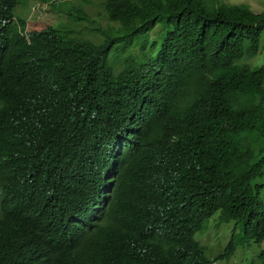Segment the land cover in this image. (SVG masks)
I'll list each match as a JSON object with an SVG mask.
<instances>
[{
  "label": "trees",
  "instance_id": "trees-1",
  "mask_svg": "<svg viewBox=\"0 0 264 264\" xmlns=\"http://www.w3.org/2000/svg\"><path fill=\"white\" fill-rule=\"evenodd\" d=\"M20 1L0 0V264H207L217 212L264 240V11L99 0L115 26L84 34V11L38 28Z\"/></svg>",
  "mask_w": 264,
  "mask_h": 264
},
{
  "label": "rangeland",
  "instance_id": "rangeland-1",
  "mask_svg": "<svg viewBox=\"0 0 264 264\" xmlns=\"http://www.w3.org/2000/svg\"><path fill=\"white\" fill-rule=\"evenodd\" d=\"M232 4H249L255 12L264 11V0H222ZM79 15L84 11L87 20L82 22H72L70 27L75 32L92 33L90 28H100L102 30H110L115 24L111 22L107 13L99 0H90L87 3L84 0H60L59 5L52 6L42 0H29L23 3L21 0L15 7L17 16L28 19L38 28L42 25L52 24L60 25L62 23L71 22L68 19V12ZM34 25V26H35ZM35 26V27H36ZM97 32V31H96ZM254 66L264 64V47L259 56L253 61ZM264 182V176L258 178L255 183ZM264 199V188L261 192ZM196 240L206 246V256L210 260L207 264H251L252 260L259 255L264 249V240L257 242L253 239L244 238L242 227L236 229L234 220H222L220 212L214 214L206 223L202 230L195 235ZM234 239L237 249L231 257L224 260H216L222 254L229 243Z\"/></svg>",
  "mask_w": 264,
  "mask_h": 264
}]
</instances>
